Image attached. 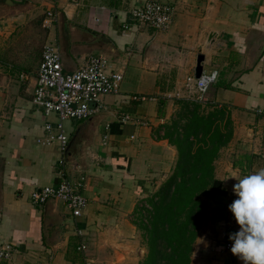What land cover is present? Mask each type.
<instances>
[{
	"label": "crops",
	"instance_id": "1",
	"mask_svg": "<svg viewBox=\"0 0 264 264\" xmlns=\"http://www.w3.org/2000/svg\"><path fill=\"white\" fill-rule=\"evenodd\" d=\"M146 1L0 0V245L14 248L11 259L0 264H83L85 259L93 264H138L143 254L132 219L140 199L155 192L175 162V147L162 138L161 125L175 117L173 98L185 77L193 74L198 52L204 55L203 72H217L205 98L229 111L232 135L214 161L215 178L225 192L206 199L217 236H207L206 228L191 256L199 264H243L225 248L231 243L229 233L238 229L227 206L236 198L235 178L264 168V0H157L173 6L174 12L167 29L155 34L151 28L149 36L143 27L132 25L129 15ZM47 11L55 18L45 28V40L57 45L63 71L77 70L90 55H103L122 79L127 69L138 72L146 82L147 98H153L130 100L145 96L142 93L107 98L113 103L120 99L127 112L122 114L130 120L120 122L121 114L115 116L104 102L102 112L111 118L100 143L97 136L92 140L98 116L88 123L84 119L76 129L66 120L69 139L78 129L85 136L78 162L69 164L71 177L86 175L81 194L87 206L77 218L62 202V208L56 200L37 206L29 199L33 190L54 186L60 179L56 147L36 143L44 135L43 124L56 118L43 116L31 104L43 45L38 55L27 53L36 32L32 27L42 25ZM24 33L30 35L26 41ZM21 72L29 75L27 80H19ZM80 244L85 252L77 250Z\"/></svg>",
	"mask_w": 264,
	"mask_h": 264
},
{
	"label": "built area",
	"instance_id": "2",
	"mask_svg": "<svg viewBox=\"0 0 264 264\" xmlns=\"http://www.w3.org/2000/svg\"><path fill=\"white\" fill-rule=\"evenodd\" d=\"M174 8L170 4L154 0H148L141 6H136L129 11L132 25L143 27L145 25L154 30L167 29L171 23ZM55 14L51 11L45 12L42 27L49 28L54 21ZM123 28H127L124 24ZM28 74L21 72L18 76L20 81H25ZM122 73L119 70H111L109 61L103 55H90L85 63L75 71H63L61 55L56 44L46 42L42 46L40 61L34 73V86L31 96V104L42 115L48 117L54 115V123H44V135L36 139L40 145H55L59 154L58 174L59 181L54 186H45L33 190L29 199L34 205H42L48 200H59L66 205L70 214L77 218L87 206L86 198L81 194L84 187V176L80 175L72 180L67 176L64 162V152L69 142V135L65 132L63 122L66 120H84L88 116L104 110L101 98L116 94ZM217 79V72L212 70L208 73L202 71L199 78L193 74L185 77L177 98L187 101L205 103V94L211 84ZM133 100L140 102L152 100L144 96H134ZM118 120L122 123L130 120L128 114H121ZM108 125L105 126V129ZM146 204H142L145 207ZM231 243L225 248L230 249ZM11 244L0 245V261H9L13 255ZM80 252H85V246L77 247ZM83 264H93L85 259Z\"/></svg>",
	"mask_w": 264,
	"mask_h": 264
},
{
	"label": "trees",
	"instance_id": "3",
	"mask_svg": "<svg viewBox=\"0 0 264 264\" xmlns=\"http://www.w3.org/2000/svg\"><path fill=\"white\" fill-rule=\"evenodd\" d=\"M173 102L178 107L175 117L161 129L162 138L175 147L176 159L171 174L147 200L145 222L136 224L147 246L139 264H190L208 211L206 197L225 192L215 178L214 161L232 135L229 111L214 103Z\"/></svg>",
	"mask_w": 264,
	"mask_h": 264
},
{
	"label": "clouds",
	"instance_id": "4",
	"mask_svg": "<svg viewBox=\"0 0 264 264\" xmlns=\"http://www.w3.org/2000/svg\"><path fill=\"white\" fill-rule=\"evenodd\" d=\"M235 179L227 207L238 229L228 235L230 252L243 264H264V168Z\"/></svg>",
	"mask_w": 264,
	"mask_h": 264
},
{
	"label": "rangeland",
	"instance_id": "5",
	"mask_svg": "<svg viewBox=\"0 0 264 264\" xmlns=\"http://www.w3.org/2000/svg\"><path fill=\"white\" fill-rule=\"evenodd\" d=\"M154 1H157V0H154ZM159 2V1H158ZM45 17V14H43V16H42V19ZM40 22H41V20H40ZM39 29H41L42 30V38H41V36H40V32H39ZM32 30H36V32L35 31H33V34H32V38H33V43L31 44V45H28V49H27V53H28V51L29 52H32L33 53V56H36V55H38V52H39V50H40V47L42 46V45H44L45 43H46V37H45V28L44 27H42V25L40 24H37V25H35V26H33L32 27ZM148 30H151V27H149V26H147V25H145V26H143V28H142V31H144V33L147 35V36H149L150 34L148 33L149 31ZM165 29H163V30H154L155 32H153V33H155V34H157L158 32H163ZM27 36V37H26ZM29 34H27L26 35V33H24L23 34V40L24 41H26V39H29ZM21 39V38H20ZM22 40V39H21ZM137 41H138V44L139 45H141V43H143V37H139L138 39H137ZM51 43H53V42H51ZM30 54V53H29ZM108 59V58H107ZM139 59H140V54H139ZM109 61V60H108ZM145 83L146 82H144L143 80H141L140 79V74L138 73V72H136V71H133V70H131V69H127V71L125 72V75H124V77H123V79L120 81V83H119V87H118V93L117 94H114V95H118L119 94V97H121V96H126L127 95V97L129 96V97H131L132 95H139V94H144L145 96L144 97H146L147 98V94L149 93L148 92V89H147V87H145ZM212 85V84H211ZM210 85V86H211ZM180 90V89H179ZM178 94H180L179 92H178ZM111 96H113V95H109V96H106L105 98H101V103L103 104L104 102H106L107 103V105H108V108H109V106H110V111H112V113H114V115L116 116L117 114H122V113H127V112H125L126 110H124V108H121V106H120V104H119V100L120 99H116V101H117V103H113L112 101H107L108 99L107 98H109V97H111ZM123 98V97H122ZM209 104V102L208 101H206L205 103H202V105H205V104ZM105 104V103H104ZM103 104V105H104ZM175 105V104H174ZM112 109V110H111ZM101 112V113H100ZM100 112H98L99 114H98V117L100 118V120L97 122V123H95V126H96V132H95V134L93 135V138H92V140L93 141H95V138H96V136H97V142L98 143H100L101 142V140H102V137H103V135H104V132L102 131V129H103V127H104V125H105V123H106V120L107 119H110L111 118V116H109V115H111L109 112H102V111H100ZM107 114H109V115H107ZM72 121H73V127H75V129L77 128V126H79V124H81V122L82 121H84V120H81V121H79V120H77V119H72ZM65 124H67V122L66 121H64L63 122V125H64V129H65ZM98 130V131H97ZM65 132H66V130H65ZM67 133V132H66ZM106 133V137H107V139L108 138H110V135L108 134V132H105ZM74 134V133H73ZM73 134H72V136H73ZM71 134H69V136H70ZM51 147L52 148H54V147H56L55 145H51ZM86 146L84 145V148H85ZM176 159V158H175ZM175 161V160H174ZM175 163V162H174ZM174 163H173V165L171 166V169H170V172L167 174V176H166V178L171 174V172H172V169H173V166H174ZM66 170V169H65ZM74 175V174H73ZM80 175H83V176H85L86 177V175L82 172L81 174H78V177L80 176ZM68 176V175H67ZM70 179H72V180H75V179H77V178H73V177H71V176H68ZM84 177V178H85ZM165 178V179H166ZM164 179V180H165ZM84 184H85V181H84ZM154 186H151V187H149V190H151L152 188H153ZM157 187H159L157 184H156V186L154 187V191H156L158 188ZM153 191V192H154ZM150 193V195H151V192H149ZM142 194H144V193H142ZM82 195L84 196V194H83V192H82ZM149 196V195H148ZM209 196V195H208ZM207 196V197H208ZM85 197V196H84ZM206 197V198H207ZM86 198V197H85ZM148 198L149 197H147V199L144 197V199L143 198H141L140 200V205L138 206V211H139V213H138V215H136V216H134V218L132 219L133 220V223H134V221L136 220V223H137V225H139L141 222H145V215H146V210L149 208V205H148V203H147V201H144V200H148ZM205 198V197H204ZM87 199V198H86ZM143 200V201H142ZM49 201V200H48ZM110 202V201H109ZM56 204H57V206L58 207H60V208H62V206H61V201H59V200H56ZM142 204H146V206L145 207H141L142 206ZM140 208H142V210L143 211H140ZM137 211V212H138ZM137 214V213H136ZM212 215V214H211ZM136 218V219H135ZM209 222V223H208ZM213 223H214V221H213V218L212 217H210V215L208 216V214H206V216H205V218H204V220H203V222L201 223V226H200V229H199V231H198V233H197V237L200 235L201 236V233H203L204 231H205V229L206 228H209L210 229V233H208L207 234V236H209L210 238H214V237H216L217 236V232H216V229H214V227H213ZM138 230V232H137V234L135 235L136 236V238H137V240L140 242V254H143L142 255V257H140V261L138 262V264L143 260V258H144V256H145V254H146V252H147V246H146V243H145V237H144V232H143V230L142 229H140V228H137ZM197 237H196V239H197ZM195 239V240H196ZM194 245V244H193ZM142 249V250H141ZM144 252V253H143ZM192 255V254H191ZM207 255H210V254H205V255H202L201 253H199L198 254V256H207ZM191 259H193V264H195L196 262V264H199V260L198 259H196L195 258V256L193 255V256H191ZM201 259V258H200ZM197 260V261H196ZM191 263V262H190Z\"/></svg>",
	"mask_w": 264,
	"mask_h": 264
},
{
	"label": "water",
	"instance_id": "6",
	"mask_svg": "<svg viewBox=\"0 0 264 264\" xmlns=\"http://www.w3.org/2000/svg\"><path fill=\"white\" fill-rule=\"evenodd\" d=\"M106 39V38H105ZM263 50V47H261L257 53H261ZM204 60V55L201 52H198L196 54V58H195V65L193 68V77L194 78H199L203 69H202V62ZM99 113L90 115L86 118V122L88 123L92 118H95L98 116ZM79 130V129H78ZM78 130L73 134V136L69 139L67 148L64 152L63 158H64V162H65V169H66V173L68 176H70V168H69V164L71 162H78V157H79V153L80 151H82V148H84V133L80 134L78 132ZM82 133V132H81ZM83 137V140H80V137ZM80 140V141H79ZM79 152V153H78Z\"/></svg>",
	"mask_w": 264,
	"mask_h": 264
}]
</instances>
